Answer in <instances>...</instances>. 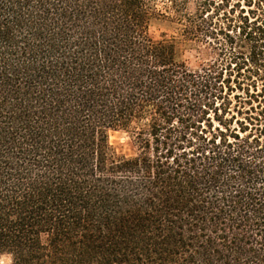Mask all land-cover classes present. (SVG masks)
<instances>
[{
  "label": "trees",
  "instance_id": "trees-1",
  "mask_svg": "<svg viewBox=\"0 0 264 264\" xmlns=\"http://www.w3.org/2000/svg\"><path fill=\"white\" fill-rule=\"evenodd\" d=\"M3 255L264 264V0H0Z\"/></svg>",
  "mask_w": 264,
  "mask_h": 264
},
{
  "label": "rangeland",
  "instance_id": "rangeland-1",
  "mask_svg": "<svg viewBox=\"0 0 264 264\" xmlns=\"http://www.w3.org/2000/svg\"><path fill=\"white\" fill-rule=\"evenodd\" d=\"M151 34L155 39H173L179 59L183 60L190 68L197 69L207 62L210 51L206 44L189 40L177 28V25L166 18H156L151 25ZM110 142L116 153L124 156H133L137 148L132 140L131 132L128 130H113L110 132ZM1 264H11V257L3 255L0 258Z\"/></svg>",
  "mask_w": 264,
  "mask_h": 264
}]
</instances>
